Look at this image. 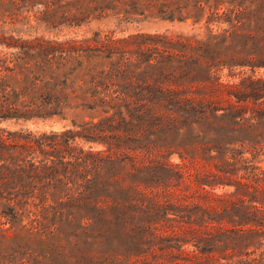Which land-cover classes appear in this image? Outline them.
<instances>
[{"label":"rangeland","instance_id":"374dc122","mask_svg":"<svg viewBox=\"0 0 264 264\" xmlns=\"http://www.w3.org/2000/svg\"><path fill=\"white\" fill-rule=\"evenodd\" d=\"M106 3L109 9L97 11ZM95 8L86 19L87 10ZM95 33L112 34L115 40L135 36L136 43L120 42L135 49L159 36L183 37L205 49L203 64H225L221 79L212 81L210 92L201 96L213 103L204 118L213 138L165 143L164 134L149 148L131 143L129 149H120L119 160L132 171L133 164L145 167L134 180L132 201L118 197L120 214L114 213V200L103 204L110 207L112 223L97 227L77 219L49 233L31 225V207L19 210L10 223L1 214L7 209L0 208V264H247L253 259L264 264V233L243 241L231 232V238L203 239L239 224L246 232L264 224V211L254 214V206L264 205V155L254 158L248 152L257 129L246 113L258 97L254 82L264 79V0H0V52L34 51L41 44L93 38ZM151 52L165 54V48L153 46ZM231 105L237 106L232 120L224 117ZM66 114V119L0 121V129L40 135L79 131V125L92 120L91 113L82 110ZM142 115L151 116L146 109ZM168 115L165 110L158 126L165 128ZM130 133L135 137L137 131ZM120 134L126 135L113 131L114 137ZM77 144L90 147L80 139ZM183 163L180 173L165 169ZM49 203L54 204L51 197ZM181 205L188 209L181 212ZM197 213L198 221L189 219Z\"/></svg>","mask_w":264,"mask_h":264},{"label":"trees","instance_id":"16d2710c","mask_svg":"<svg viewBox=\"0 0 264 264\" xmlns=\"http://www.w3.org/2000/svg\"><path fill=\"white\" fill-rule=\"evenodd\" d=\"M97 8L88 9L86 19L96 9L105 12L109 5ZM111 35L95 33L93 38L41 44L34 51L0 52V121L66 119V113L74 109L90 112L92 119L79 125V131L69 129L39 135L0 129V208L7 209L1 213L7 223L19 217V210L30 207L31 225L43 232L55 233L62 224L77 219L93 221L97 227L112 223L108 202L114 200L117 203L114 213L120 214L118 197L132 201L134 180H138L145 167L133 164L132 171L119 160L120 149L125 146L129 149L131 143L149 148L164 134L165 143L213 138L204 122L207 113L213 110V103L201 96L210 92L212 81L221 79L225 64H203L205 49L183 37L159 36L150 45L137 44L135 49L121 47L120 42L130 45L137 37L115 40ZM153 46H162L165 54H152ZM170 82L177 88H166ZM254 83L259 86L253 88L258 97L246 113L257 132L252 134L248 152L258 158L264 155V79ZM143 109L151 114L148 119L142 115ZM227 109L224 117L235 119L237 106ZM112 110L116 112L111 113ZM165 110L169 115L162 128L158 125L164 121ZM114 130L126 135L114 137ZM134 130L135 137L129 136ZM78 139L89 144V149L79 147ZM97 145L107 149L94 150ZM185 166V163L175 167L165 165V169H177L180 173ZM49 197L54 204L49 203ZM178 208L181 212L188 209L182 205ZM254 209L256 215L264 211V205ZM188 217L198 221L200 214ZM259 226L246 232L239 224L235 229L203 239L231 238V232L243 241L264 233V224ZM254 263L255 259L247 261Z\"/></svg>","mask_w":264,"mask_h":264}]
</instances>
